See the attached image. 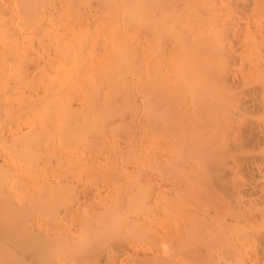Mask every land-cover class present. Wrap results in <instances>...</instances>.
I'll list each match as a JSON object with an SVG mask.
<instances>
[{
	"label": "bare ground",
	"instance_id": "1",
	"mask_svg": "<svg viewBox=\"0 0 264 264\" xmlns=\"http://www.w3.org/2000/svg\"><path fill=\"white\" fill-rule=\"evenodd\" d=\"M259 79L264 0H0V264L260 262Z\"/></svg>",
	"mask_w": 264,
	"mask_h": 264
},
{
	"label": "rangeland",
	"instance_id": "2",
	"mask_svg": "<svg viewBox=\"0 0 264 264\" xmlns=\"http://www.w3.org/2000/svg\"><path fill=\"white\" fill-rule=\"evenodd\" d=\"M262 79H263V78H262ZM260 80H261V79H259L258 81L260 82ZM261 82H262V85H263V84H264V80H263V81L261 80ZM261 82L258 83V84L261 85ZM256 84H257V83H256ZM258 84H257V86H258ZM262 85H261L260 87L263 89L264 87H262ZM255 109H257L258 111L261 110V109H258V108H255ZM262 109H263V108H262ZM251 110H252V108H251ZM251 110L249 109V110H248V113H249V111H251ZM255 111H256V110H255ZM255 111L253 110V111H251V113H252V112H255ZM258 111H256V112H258ZM248 113H247V115L250 117V115H249ZM251 113H250V114H251ZM261 113H262V111H261ZM261 113H260V114H261ZM263 113H264V112H263ZM255 114H256V113H255ZM255 114L252 113L251 115H255ZM260 114H259L258 116L261 117ZM245 116H246V115H245ZM258 116H256V117H258ZM249 117L246 116V119L249 120V119H248ZM260 117H259V118H260ZM254 118H255V116H254ZM262 118H264V117L262 116ZM250 119H251V118H250ZM255 119H256V118H255ZM260 119H261V118H260ZM252 120H253V117H252ZM262 120H263V119H261V121H262ZM249 121H250V120H249ZM254 121H256V123H258V119L254 120ZM259 121H260V120H259ZM261 121H260V123H261ZM263 121H264V120H263ZM260 123H258V124H260ZM262 123L264 124V122H262ZM262 123H261V124H262ZM263 124H262V125H263ZM262 125H261V126H262ZM263 127H264V126H263ZM260 141H262V140L260 139ZM260 141L257 142V140H256L255 142L260 143ZM254 145H257V147H258L259 144H256V143H255V144H252V145H251V143H250L249 146H250V147L253 146V147H252V149H249V150H247V151H248V153H249V151L251 150L250 153L253 154V155H251V156L254 157L255 160L258 159L259 161L257 160L256 162H257V164H260V163H258V162H261V161H262V159H263V157H264V155H263L262 153H264V152H261V151H260V149H261L260 147H258V148H260V149H254V148H255ZM261 145L264 146V144H261V143H260L259 146H261ZM246 148H249V147L247 146ZM246 148L244 149V152H246V151H245ZM254 150H255V151H254ZM258 150H259V151H258ZM263 150H264V149H263ZM257 151H258V152H257ZM248 153H247V154H248ZM256 154H258V155H257L258 158H255L256 156H254V155H256ZM262 155H263V157H262ZM248 156L251 157L250 155H247L246 157H248ZM252 157H251V158H252ZM260 160H261V161H260ZM263 160H264V159H263ZM263 163H264V161H262L261 164L264 165ZM250 171H251V170H250ZM250 171H247V172H250ZM252 172H253V171H252ZM245 174H246V175H245ZM245 174H244V172H243V175H245L244 178L246 179V176H247L248 173H245ZM251 174H252V173H249L248 175L251 176ZM253 174H254V173H253ZM253 174H252V175H253ZM250 176H249V179L251 178ZM253 176H254V175H253ZM253 176H252V177H253ZM247 179H248V178H247ZM258 229H259V227H258ZM252 251L254 252V250H252ZM253 252H252V253H253ZM252 253H251V255H252ZM253 254H254L253 256H254L255 258H253V257L251 256V257H252L251 259H253V260H257L256 254H255V253H253ZM260 257H261V256H260ZM260 257H258V259H259ZM251 259H249V262L251 261ZM261 260L264 262L263 257H261ZM261 260H260V262H259V260H257L258 262H257V261H255V262H257V263H263ZM252 263H253V264H257V263H254L253 261H251L250 264H252Z\"/></svg>",
	"mask_w": 264,
	"mask_h": 264
}]
</instances>
